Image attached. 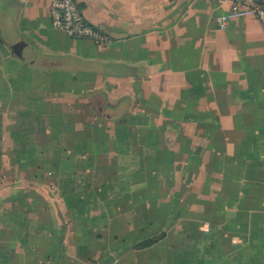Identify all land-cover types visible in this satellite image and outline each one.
Returning a JSON list of instances; mask_svg holds the SVG:
<instances>
[{
  "label": "crops",
  "instance_id": "1",
  "mask_svg": "<svg viewBox=\"0 0 264 264\" xmlns=\"http://www.w3.org/2000/svg\"><path fill=\"white\" fill-rule=\"evenodd\" d=\"M76 1L108 44L0 0V264H264V42L235 41L256 17ZM121 197L143 216H90Z\"/></svg>",
  "mask_w": 264,
  "mask_h": 264
},
{
  "label": "built area",
  "instance_id": "2",
  "mask_svg": "<svg viewBox=\"0 0 264 264\" xmlns=\"http://www.w3.org/2000/svg\"><path fill=\"white\" fill-rule=\"evenodd\" d=\"M227 4L229 10L216 19L218 28H223L230 16L251 15L264 19V0H215ZM50 23L54 29L67 37L85 39L96 45H105L111 37L90 24L83 16L76 0H48Z\"/></svg>",
  "mask_w": 264,
  "mask_h": 264
},
{
  "label": "rangeland",
  "instance_id": "3",
  "mask_svg": "<svg viewBox=\"0 0 264 264\" xmlns=\"http://www.w3.org/2000/svg\"><path fill=\"white\" fill-rule=\"evenodd\" d=\"M254 20L255 21H253V23L248 26V29L240 31V33L236 36L235 41H236V45L238 49L243 50L244 48H246L247 44H250V47H261L262 46V43L264 42V21L260 22L256 18ZM135 197L136 195L133 194L131 196V199L134 201ZM104 200L105 201L103 202V204H100V205L96 204L97 202L94 200L91 201L94 204L93 206H89L92 210V212H90V216L92 214L93 216H118V215L119 216H132V215L143 216V215H140V211H142L143 206H139L138 209L135 210V213H131L130 211L131 205L126 204L128 201L127 197H123V198L121 197L122 204L119 203L120 205L118 206L114 205L118 203H115V202L109 203L108 199H104ZM104 203L110 204V205H106ZM123 203H124V206H123ZM117 207H120V210L122 209V211L118 210ZM166 208H167V204L158 205L157 216H161L162 212L166 210ZM86 212H87V206H83L82 208L75 207L73 209V213L75 216H87ZM155 232H158V228L157 229L154 228V230L151 233L154 234ZM161 247L162 245H159V247L153 248L147 253V255L150 257H158V255H160L159 254L160 249H163ZM130 255H132V253Z\"/></svg>",
  "mask_w": 264,
  "mask_h": 264
},
{
  "label": "water",
  "instance_id": "4",
  "mask_svg": "<svg viewBox=\"0 0 264 264\" xmlns=\"http://www.w3.org/2000/svg\"><path fill=\"white\" fill-rule=\"evenodd\" d=\"M22 45H23V44H22L21 41L12 44V45H11V48H12L13 54L19 56V55H20V49H21Z\"/></svg>",
  "mask_w": 264,
  "mask_h": 264
},
{
  "label": "trees",
  "instance_id": "5",
  "mask_svg": "<svg viewBox=\"0 0 264 264\" xmlns=\"http://www.w3.org/2000/svg\"><path fill=\"white\" fill-rule=\"evenodd\" d=\"M153 241H155V239L149 240V241L147 242V244L149 245V244H151Z\"/></svg>",
  "mask_w": 264,
  "mask_h": 264
}]
</instances>
